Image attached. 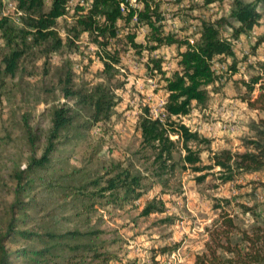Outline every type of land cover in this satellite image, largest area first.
<instances>
[{"label": "rangeland", "instance_id": "1", "mask_svg": "<svg viewBox=\"0 0 264 264\" xmlns=\"http://www.w3.org/2000/svg\"><path fill=\"white\" fill-rule=\"evenodd\" d=\"M143 1H138L139 8H143ZM6 2L9 8L16 5L15 0ZM201 2L151 0V5L159 8L164 34L189 37L193 41L199 32L201 19L219 20L225 16L233 21L231 9L234 0L207 7L201 6ZM66 5L68 12L58 19L54 27L63 45L51 51L47 42L35 41L34 36L28 34L26 53L13 77L3 73V57L9 49L1 40L0 202L3 204L14 199L16 171L27 169L32 157L41 158L54 109L69 106L75 114L74 127L56 141L49 174H55L64 185L85 184L95 179H101L106 185L107 178L130 167L134 173L143 176L146 193L123 207L109 203V198L103 197L85 209L84 205L90 203L73 196L75 193L70 187L67 190L60 187L48 194L36 181L34 190L29 195L26 193L25 197L26 200L35 198L33 205L36 208L28 213L34 216L37 224L61 231L99 230L97 241L120 258L109 264H123L127 258H137L148 264L157 248L173 246L180 241L182 244L175 252L160 254L158 258L171 264H197L196 256L206 251L210 233L220 227L223 211L234 218L241 230L252 233L255 227L260 226L264 231V187L259 181L264 179L262 171L239 175L222 183L223 170L220 167L194 171L184 161L186 150L182 140L178 135H172L177 140L175 169L163 175V181L156 177L154 150L142 146L138 117L148 107L155 117L167 118L164 108L168 95L166 83L151 59H162V69L167 76H172L178 68L179 46L164 44L154 50L135 48L129 41L130 34L135 35L138 43L146 46L156 44L145 20L135 25L137 17L129 25L125 23L127 27L124 21L119 23L118 37L97 38L77 21L90 6L80 0H67ZM258 5L261 8L262 4ZM50 6L51 0H45L44 10L48 11ZM98 18L103 20L102 16ZM10 21L20 32L19 36L25 27L31 30L26 12L23 16L14 13ZM263 32L264 15L255 31L242 35L238 42V56L249 55L247 63L242 60L239 72L224 84L223 79L210 86V98L205 104L194 102L189 114L173 117L211 140L189 143L194 150H201V165L211 164V150L226 148L244 152L252 149L249 142L256 137L255 127L264 117V112L248 105L246 99L250 93L243 80L248 81L252 74L262 71L259 63L256 67L251 64L257 58L264 59L263 47L257 53L253 52L255 37ZM222 34L231 36L229 24L224 25ZM108 52L119 61L108 57ZM104 61L111 63V69H107ZM214 67L220 73L228 69L217 59ZM67 71L72 73L74 89L90 93L96 86L103 85L114 92L117 103L110 120L87 127L92 121L91 109L64 93ZM228 74H232L230 69ZM202 174H206L205 178L199 180ZM153 198L164 202V211L144 215V208ZM242 205H248L253 210L248 212ZM232 238L234 243L245 245L238 231L232 234ZM22 244L18 241L14 245Z\"/></svg>", "mask_w": 264, "mask_h": 264}, {"label": "trees", "instance_id": "2", "mask_svg": "<svg viewBox=\"0 0 264 264\" xmlns=\"http://www.w3.org/2000/svg\"><path fill=\"white\" fill-rule=\"evenodd\" d=\"M16 1L21 11L18 15L23 16L26 12L27 23L31 30L25 27L19 36L20 32L11 23V17L3 15V2L0 0V50H2L1 40H4L9 49L3 57L5 65L3 73L11 77L15 76L20 69L21 58L26 53L25 42L28 34H32L35 41L47 42L51 51L63 45V40L54 27L58 19L68 12L67 0H51L48 11L44 10L45 0ZM91 1L88 12L77 19L79 25L83 26L90 35L104 39L118 37L119 23L124 21V25L125 23L129 25L137 17L135 25L145 20L152 31L151 38L156 44L146 46L138 43L135 35L130 34L129 41L135 48L154 50L164 44H177L180 48L177 54L178 68L172 76H167L162 69V59H151L166 83L168 95L164 108L167 118L155 117L148 107H145L138 117L142 146L154 150L156 177L163 181V175L175 169L174 152L177 140L173 139L172 135H178L179 140H182L183 148L186 150L184 161L190 164L194 171L220 167L223 170L222 183L232 181L239 175L261 171L264 173V117L260 118L255 127L256 137L249 142L252 149L244 152H233L226 148L218 151L211 150L209 158L212 162L208 165L200 164L201 150H194L189 143L211 140L203 137L199 131L192 130L185 123L173 119V117L189 114L194 102L205 104L210 98V86L218 80L224 79L223 84L228 82L235 73L239 72L242 60L247 63L249 55L245 54L240 58L237 54L238 42L242 35L255 31L260 25L264 15V0H234L231 9L233 21L225 16L219 20L201 19L199 32L193 41L189 37L178 38L174 34H164L162 15L158 6L153 8L151 0H144L143 8H133L127 4L126 13L122 9V3L125 0ZM201 1L200 5L207 7L224 3L226 0ZM258 3L262 4L261 8ZM81 9L83 10L84 7L82 6ZM98 16H102L103 20ZM225 24H229L232 29L230 37L222 34ZM255 39L253 52L257 53L261 47L264 48V32L258 34ZM183 46L186 48L181 49ZM107 55L119 61L110 52ZM230 58L232 60H229ZM216 59L227 65L232 74H228V69L222 73L218 72L214 67ZM104 63L108 70L111 69L110 62L104 61ZM257 63L262 67L261 73L252 74L248 81L243 80V82L250 93L249 98L246 99L248 105L264 112V59L257 58L251 65L256 67ZM72 81V73L67 71L65 83L62 82L63 90L67 97L78 99L91 109L92 121L87 127L110 120L117 103L114 92L106 86L98 85L90 93H86L81 89H74ZM256 90H258L257 94L252 96ZM74 122L75 114L69 106L55 108L52 126L46 134L41 158L32 157L27 169L16 171L14 199L4 201L3 204L0 202V264H109L114 259H120L115 252L107 250L105 245L97 241L100 235L99 230L61 231L37 224L34 216L28 213L29 210L36 208L33 205L35 198L26 200L25 194L29 195V192L34 190L36 181L40 182L39 185L48 194L60 187L64 190L70 187L75 193L73 196L80 198L82 202L90 203L84 205L85 209L92 207L103 197L109 198L107 202L123 207L145 195L143 176L134 173L130 167H125L107 178L106 185L102 184L101 179L79 185H64L55 174H49L48 167H50L51 154L55 149L56 141L65 131L74 127ZM205 175L202 174L199 180H203ZM259 181L264 187V179ZM242 207L248 212L253 210L248 205H242ZM164 208V202L153 198L144 208L143 214L164 211ZM220 219V227L210 233L206 251L197 254V264H264V231L261 227H255L252 233L241 230L234 218L224 211ZM235 231L241 235L245 245L233 242L232 234ZM18 241H22L23 244L15 246L14 244ZM181 244L182 241L173 246L157 248L152 252L151 262L148 264H171L158 256L175 252ZM222 252L230 256H224ZM123 264L143 263L137 258H127Z\"/></svg>", "mask_w": 264, "mask_h": 264}, {"label": "built area", "instance_id": "3", "mask_svg": "<svg viewBox=\"0 0 264 264\" xmlns=\"http://www.w3.org/2000/svg\"><path fill=\"white\" fill-rule=\"evenodd\" d=\"M80 1H81L82 4H87L91 8V2H92L91 0H89V1L80 0ZM138 1L139 0H125V2L122 3V9H123V11L125 12L126 9L128 8L127 7V4H128V6H131L133 8H139L140 5H139ZM2 2H3V7H2V13H3V15H6V16H9V17L12 18L13 15H14V13H16L17 15L18 14H21V11H19V8L17 7V1L15 2L16 5L13 6V8H9L6 0H2ZM140 2H141V0H140ZM10 6H12V4H10Z\"/></svg>", "mask_w": 264, "mask_h": 264}]
</instances>
